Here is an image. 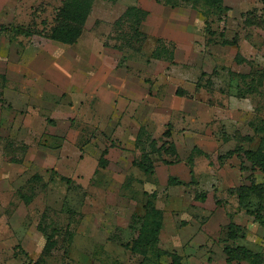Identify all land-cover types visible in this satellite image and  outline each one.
<instances>
[{
  "label": "rangeland",
  "instance_id": "374dc122",
  "mask_svg": "<svg viewBox=\"0 0 264 264\" xmlns=\"http://www.w3.org/2000/svg\"><path fill=\"white\" fill-rule=\"evenodd\" d=\"M62 2L0 0V264H264V0H93L73 45Z\"/></svg>",
  "mask_w": 264,
  "mask_h": 264
},
{
  "label": "trees",
  "instance_id": "16d2710c",
  "mask_svg": "<svg viewBox=\"0 0 264 264\" xmlns=\"http://www.w3.org/2000/svg\"><path fill=\"white\" fill-rule=\"evenodd\" d=\"M104 1H116V0H104ZM158 4L168 6L170 8H178L181 5H190L193 9L198 10L202 15L206 16L210 13L212 9H222L223 0H155ZM93 0H63L61 7L58 9L55 23L50 32V39L65 45H73L77 42L78 38L82 33L84 23L89 15ZM136 11V10H135ZM127 16L132 15H143L142 12H134L133 9L128 10L125 13ZM246 160L250 163L251 167L259 169L264 174V141H262L259 147L255 150H247L242 152ZM146 155L143 156V170L146 173H151V165L147 159ZM68 185V190L72 181L68 178L64 179ZM169 183H176L174 179L171 178ZM239 205L243 207L247 214L253 216L255 220L264 228V216L258 212L260 210L259 205H257L258 210H251L249 204H245L249 197L255 196L257 198H262L264 196V186L262 184H256L254 181H250L249 186H240L235 190ZM196 200L204 202L206 199L205 194H201L195 197ZM264 211V208L261 207ZM242 232L241 229L234 223H230L227 226V238L235 240L238 236L237 234ZM243 237V234L240 236ZM50 240L46 243L45 248L50 247ZM231 258L241 261H249L250 264H260L261 258L251 253L249 250L240 247L233 249L228 254ZM175 264H180L175 260Z\"/></svg>",
  "mask_w": 264,
  "mask_h": 264
}]
</instances>
